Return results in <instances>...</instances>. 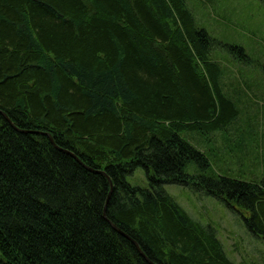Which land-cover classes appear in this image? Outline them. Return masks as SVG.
I'll list each match as a JSON object with an SVG mask.
<instances>
[{
	"label": "trees",
	"instance_id": "16d2710c",
	"mask_svg": "<svg viewBox=\"0 0 264 264\" xmlns=\"http://www.w3.org/2000/svg\"><path fill=\"white\" fill-rule=\"evenodd\" d=\"M224 60L251 58L186 0H0V264H236L166 189L264 238V179L218 174L184 135L237 117Z\"/></svg>",
	"mask_w": 264,
	"mask_h": 264
},
{
	"label": "rangeland",
	"instance_id": "374dc122",
	"mask_svg": "<svg viewBox=\"0 0 264 264\" xmlns=\"http://www.w3.org/2000/svg\"><path fill=\"white\" fill-rule=\"evenodd\" d=\"M197 22L219 42L245 48L249 64L222 63L223 92L238 109L224 130L202 135L185 132L189 141L206 152L218 174L246 181L264 179V0H186ZM219 56L234 59L226 50ZM197 168L189 167V173ZM148 187L143 168L128 177ZM167 191L203 225H213L227 255L236 264H264V238L252 234L242 215L205 191L180 184Z\"/></svg>",
	"mask_w": 264,
	"mask_h": 264
},
{
	"label": "water",
	"instance_id": "95a60500",
	"mask_svg": "<svg viewBox=\"0 0 264 264\" xmlns=\"http://www.w3.org/2000/svg\"><path fill=\"white\" fill-rule=\"evenodd\" d=\"M91 170H93V169H91ZM102 173H104L106 175V172L105 171H103ZM111 192H112V190H111ZM113 227H114V225H113Z\"/></svg>",
	"mask_w": 264,
	"mask_h": 264
}]
</instances>
